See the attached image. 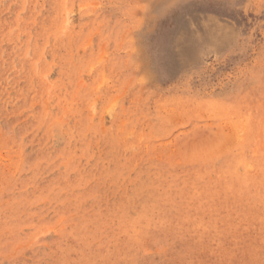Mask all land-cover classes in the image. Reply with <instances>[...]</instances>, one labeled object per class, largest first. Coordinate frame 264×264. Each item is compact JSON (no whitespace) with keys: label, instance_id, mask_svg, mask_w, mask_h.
Returning <instances> with one entry per match:
<instances>
[{"label":"rangeland","instance_id":"rangeland-1","mask_svg":"<svg viewBox=\"0 0 264 264\" xmlns=\"http://www.w3.org/2000/svg\"><path fill=\"white\" fill-rule=\"evenodd\" d=\"M0 264H264V0H0Z\"/></svg>","mask_w":264,"mask_h":264}]
</instances>
